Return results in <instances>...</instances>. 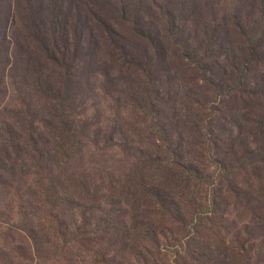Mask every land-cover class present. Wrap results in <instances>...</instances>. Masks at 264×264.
I'll use <instances>...</instances> for the list:
<instances>
[{
	"label": "rangeland",
	"instance_id": "rangeland-1",
	"mask_svg": "<svg viewBox=\"0 0 264 264\" xmlns=\"http://www.w3.org/2000/svg\"><path fill=\"white\" fill-rule=\"evenodd\" d=\"M101 1L0 0V264H264V0Z\"/></svg>",
	"mask_w": 264,
	"mask_h": 264
},
{
	"label": "trees",
	"instance_id": "trees-1",
	"mask_svg": "<svg viewBox=\"0 0 264 264\" xmlns=\"http://www.w3.org/2000/svg\"><path fill=\"white\" fill-rule=\"evenodd\" d=\"M111 2V1H109ZM107 1L102 2L101 0H78L79 4H82L85 8V13L83 14L82 9L75 7L74 3L72 4L73 11H68L67 9H63L60 13V6L58 4H54L51 6L47 12L43 16H48L49 20L43 21V16H40L38 19V23L41 26V40L40 48L41 50L46 54L45 59L42 58L46 63L50 62L52 59L57 61V56L62 57V61L65 59L63 58L66 53L70 55H75L80 47L82 41L86 38V36H93V25L91 23H95L96 20L98 23L106 26V21L99 17L98 13L99 11H94L93 8H99L104 7L103 10H105V7H107V4L109 3ZM34 4H29L28 6H32ZM25 10V9H24ZM99 10H102L99 8ZM97 13V14H96ZM37 29V24H36ZM44 40V41H43ZM135 51H139L140 47L138 45H135ZM4 48H7L4 46ZM53 48V49H52ZM134 49V46H133ZM34 51H37L34 49ZM54 61V62H55ZM30 62L29 66H33L36 63L35 57H31L30 60L27 61V63ZM39 64V62H38ZM63 64V63H62ZM58 66H60L58 64ZM43 66L39 65L37 68H42ZM58 68L62 69L64 72V75H67L66 78H73L75 75L73 74L72 68L73 66L64 65V68L57 67L55 69H52L53 72L59 70ZM46 70L43 69V71L40 73L43 82H48L49 85L51 82H49V79H52L53 76L51 75V72L45 73ZM47 75V76H46ZM46 76L47 78H45ZM49 76V77H48ZM43 78H45L43 80ZM49 78V79H48ZM138 83V82H137ZM40 84H38L39 86ZM38 88V87H36ZM64 89H66V86H63ZM152 92V93H151ZM151 93V94H150ZM154 87L148 89V98L145 99L147 106L152 105L154 102ZM199 133V132H198ZM197 133V134H198ZM202 133V132H200ZM162 138V136H159ZM7 155V154H6ZM8 161H12L13 159H9L8 156H6Z\"/></svg>",
	"mask_w": 264,
	"mask_h": 264
}]
</instances>
